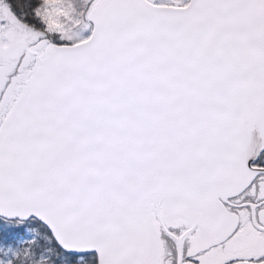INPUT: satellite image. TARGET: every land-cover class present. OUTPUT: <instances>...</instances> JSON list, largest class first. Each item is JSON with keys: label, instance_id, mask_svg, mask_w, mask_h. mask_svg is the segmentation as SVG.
<instances>
[{"label": "snow or ice", "instance_id": "obj_1", "mask_svg": "<svg viewBox=\"0 0 264 264\" xmlns=\"http://www.w3.org/2000/svg\"><path fill=\"white\" fill-rule=\"evenodd\" d=\"M0 264H264V0H0Z\"/></svg>", "mask_w": 264, "mask_h": 264}]
</instances>
